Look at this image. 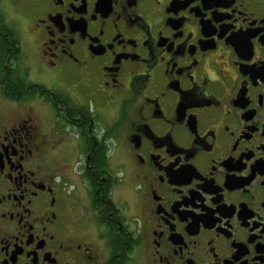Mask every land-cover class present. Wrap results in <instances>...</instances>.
Returning <instances> with one entry per match:
<instances>
[{
    "label": "flooded vegetation",
    "instance_id": "obj_1",
    "mask_svg": "<svg viewBox=\"0 0 264 264\" xmlns=\"http://www.w3.org/2000/svg\"><path fill=\"white\" fill-rule=\"evenodd\" d=\"M6 1L0 264H264V0Z\"/></svg>",
    "mask_w": 264,
    "mask_h": 264
},
{
    "label": "trees",
    "instance_id": "obj_2",
    "mask_svg": "<svg viewBox=\"0 0 264 264\" xmlns=\"http://www.w3.org/2000/svg\"><path fill=\"white\" fill-rule=\"evenodd\" d=\"M14 31L2 23L0 18V89L7 99L20 100L29 94V88L23 84L25 80L11 68L21 51L20 43L13 34ZM19 77V78H18Z\"/></svg>",
    "mask_w": 264,
    "mask_h": 264
},
{
    "label": "rangeland",
    "instance_id": "obj_3",
    "mask_svg": "<svg viewBox=\"0 0 264 264\" xmlns=\"http://www.w3.org/2000/svg\"><path fill=\"white\" fill-rule=\"evenodd\" d=\"M7 1L6 0H0V18L2 20H4V18H8V16H10L11 13H9V10L10 8L8 9V6H7ZM10 20V19H8ZM5 22V20H4ZM7 23V22H5ZM5 25V24H4ZM28 27V26H27ZM26 27V28H27ZM13 31V29H12ZM14 36L18 39L19 43H20V47H21V50L20 53H19V56L18 58L16 59V62H17V65H18V68L16 69L15 73L20 77V79L22 78L20 73L22 72L20 66L22 64L23 67L27 68V71L28 72H31V71H34L36 72V69H35V66L33 65V61L30 57H28L29 54H32L33 52L30 53V49H32L34 46L30 44V42H28L26 40V37L25 36H20L17 32H13ZM26 35V34H25ZM27 41V42H26ZM28 53V54H27ZM11 68L14 70V67H12V64H11ZM31 68V69H30ZM0 77H1V73H0ZM18 77V78H19ZM30 80L36 82V83H40V84H44L46 86H49V87H53L52 84H49L47 82H45V80L39 78L38 76H36L34 79L30 78ZM2 91L0 89V119L2 117H4V115L8 114L9 111H8V107L10 106H4V102L7 101L8 99L5 98L3 95H2ZM8 102H11V101H8ZM51 110V109H50ZM36 111V115H37V118L41 124V132L44 134V135H47L50 133V129H49V123L46 122L45 120V116L41 113V111L36 108L35 109ZM46 119L48 121H51L52 117L50 118L49 116H46ZM78 145V144H77ZM112 145V144H110ZM111 159H113V157H111ZM66 162H72V159L66 161ZM110 167H111V171L112 173L117 176L118 180L120 181L121 178H122V172L120 170V167L117 163V160H113V162L110 163ZM74 178V177H73ZM74 181H75V178H74ZM77 181V179H76ZM77 183V182H76ZM116 197V195H115ZM125 198V193L121 191V194L120 196L116 197V203H121L119 206H123L122 204L124 203L123 200ZM123 202V203H122Z\"/></svg>",
    "mask_w": 264,
    "mask_h": 264
}]
</instances>
